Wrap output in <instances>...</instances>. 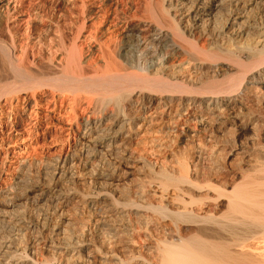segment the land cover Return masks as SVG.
I'll use <instances>...</instances> for the list:
<instances>
[{
  "label": "bare ground",
  "instance_id": "6f19581e",
  "mask_svg": "<svg viewBox=\"0 0 264 264\" xmlns=\"http://www.w3.org/2000/svg\"><path fill=\"white\" fill-rule=\"evenodd\" d=\"M13 2L0 0V31L4 21H10L17 12ZM155 4L158 21L168 25L169 33L155 39L153 36L160 31L157 27L147 25L140 29L138 24L130 25L121 33L120 40L107 47L109 57L100 52L99 60L91 46L78 44L79 35L71 40L62 35L51 38L47 56L33 51L28 57V43L20 45L17 35L10 30V41L0 40V114L4 107H9V121L16 126L14 109L23 112L33 104L32 112L38 113L41 103L37 94L49 91L47 97H51L49 104L53 110H57L62 98L60 108L68 104L66 113L72 112L83 129L77 140L79 149L64 158L58 157L50 176L40 181L41 177L38 179L36 175L35 179L31 165L20 162L15 181L2 190L0 264H37L35 255L40 250L37 243L58 261L70 250L80 253L87 246L88 234L64 214L63 208L71 203L68 200L71 193L64 183L73 182L77 169L88 171L85 173L88 180L99 183L103 191L107 185L122 181L124 176L119 171L125 162L122 163L119 154H124L130 140L151 119L163 121L167 114L171 117L173 102H177L179 109L172 116L173 119L178 116L176 123L197 119L192 109L206 106L207 113L222 123L233 119L232 124L238 125L240 134L249 129L264 140V114L255 101L258 96L251 101L255 102L253 106L245 103L246 95L257 90L264 92V0H156ZM129 39L136 40L137 49L144 55L141 70L146 72L99 74L96 68L99 62L108 65L124 57L130 47ZM175 39L186 43L190 50L183 49ZM204 39L210 48L202 44ZM158 42L164 50H160L159 61L148 66L147 52ZM89 70L94 75H87ZM226 72L229 75L223 79L217 76ZM191 87L211 90L195 94ZM29 93L27 106L14 105L19 104L20 95ZM96 102L98 107L94 106ZM247 105L253 107L248 116L244 111ZM80 108L83 114H78ZM86 113L96 116H84ZM200 120L202 124L203 119ZM3 133L4 126L0 123V136ZM237 145L230 157L247 153L241 142ZM112 156L121 159V163ZM126 157L130 162L147 165L146 160L132 154ZM261 160V165H254L252 174L244 177L249 180L243 178L245 182L231 191L230 186L217 189L211 186L216 194L212 200H226L227 212L221 217L208 207L202 209L201 215L175 214L177 222L193 223L197 230L186 237L177 234L163 240L161 264H264V158ZM182 179L190 182L187 176ZM169 182L174 183L171 179ZM137 195L141 203L147 197L143 189ZM104 200L109 219L96 222L99 246L108 247L122 238L134 246L147 243L150 235L144 236L143 229L125 222L127 212L115 203L114 196L106 192ZM91 202L89 206L94 204ZM166 209L158 208L161 213L169 211ZM145 225L150 232L149 224ZM66 264L85 263L72 258Z\"/></svg>",
  "mask_w": 264,
  "mask_h": 264
},
{
  "label": "rangeland",
  "instance_id": "374dc122",
  "mask_svg": "<svg viewBox=\"0 0 264 264\" xmlns=\"http://www.w3.org/2000/svg\"><path fill=\"white\" fill-rule=\"evenodd\" d=\"M13 1L16 3L11 5L16 7L17 12L10 21H4L0 40L9 42L8 30H10L17 35L20 45L28 43V57L32 56L33 51L47 56V46H50L51 38L55 39L57 35H62L66 40L79 35L81 40L78 44L85 43L91 46L97 52L96 56L99 60L100 52L109 57L107 47L113 46L118 39L120 40L121 33L130 25L138 24L140 29L147 25L157 27L160 31L157 36H153L155 39L169 33L168 25L158 21L156 0ZM79 31L80 33H77ZM135 41L128 40L130 47L123 54L124 57L118 62L116 59L117 63L111 61L106 65L105 62H99L96 67L97 72L99 74L112 71L145 73V70H141L144 55L137 49ZM175 41L183 49L190 50L183 41L179 39ZM158 44H154L147 52L148 66L157 63L161 57L160 50L163 51L164 48L161 47L162 43L158 42ZM202 44L210 48L205 39L202 40ZM139 60H141L140 63ZM92 73L93 71L89 70L87 75H94ZM225 75L229 73L217 76L223 79ZM190 89L195 94L198 91L211 90L210 87H191ZM46 93L45 95L41 92L37 94V99L41 103L37 108L38 113L32 112L33 104H30L23 112H16L14 109L13 118H16V126L12 125L14 121L13 123L9 121V107H4V112L0 114L2 117L0 123L4 126V133L0 136V197L2 190L10 186L18 176L17 167L20 162L31 165L32 176L35 175V179L39 176L37 178L41 177L39 180L43 181L45 176L51 175L49 172L55 171L53 165L58 157L64 158L71 155L80 147L77 142L83 132L80 122L74 118L72 112L66 113L68 104H65L63 109L60 108L62 98H59L58 108L54 111L53 105L49 104L51 97H47L50 93L49 91ZM262 94H264L263 91L257 90L246 95L245 103L253 106L255 102L251 101L255 99V95L258 96L259 103L258 99L255 101L264 114V95ZM95 96L96 99L99 98ZM30 98V93L20 95L19 104L14 105L24 108ZM248 105L244 110L247 116L253 112V107ZM94 106L98 107L97 102ZM170 109L171 117L167 114L163 121L156 118L151 119L153 121L149 120L148 125L130 140L126 146L127 149L123 152L125 155L119 154L122 160L117 156L111 157L117 159V163L125 162L121 165L122 171H119L124 176L122 181L114 182L111 186L107 185L106 190L103 191L100 190L99 183L98 185L91 183L90 179L89 182L85 175L88 171L83 172L77 169L76 174L74 172L76 176L73 182L64 183L71 193L68 197L71 203L63 208L64 214L77 228L83 226L82 228L88 234L87 246L80 253L77 250H70L58 261L37 243V248L40 249L37 256L35 255L37 264H66L72 258L85 264H161L163 240H170L177 234L186 237L197 230L193 223L177 222L174 219L177 212L201 215L202 209L207 207L219 217L227 212L225 199L221 198L218 201L211 199L216 195L211 186L217 189L226 185L230 186L228 191H231L234 186L249 180L244 177L252 174L254 165L258 167L261 165L260 161H263L261 159L264 158V140L255 137L254 132L249 129L240 134L238 125L232 124L233 119L222 123L220 119L207 113L206 106L194 107L192 112L197 119L190 118L187 123L185 121L176 123L178 116L176 119L172 117L179 111L177 102H173ZM83 112V109H78V114ZM181 113L184 115L186 111L183 110ZM88 115L86 113L84 116ZM89 116L94 118L96 115ZM200 118L203 119L202 124ZM239 142L247 147V153L230 157ZM130 154L137 159L146 160L147 165L128 161L126 156ZM257 159L259 160L256 161ZM186 176L191 183L183 182L182 178ZM170 179L174 183H170ZM30 182L29 184H32ZM142 189L146 191L147 197L144 199L145 202L141 203V200L137 198V192ZM106 192L114 196L115 203L124 209L125 213L127 212L125 222L132 223L135 228L143 229L141 231L144 236L150 235L147 243L134 246L128 242V239L122 238L118 241L119 243H112L108 247L99 246L96 238L99 228L96 222L103 221L105 218L109 219L106 207L108 204L104 200ZM91 201L94 204L90 205V208L88 203ZM161 206L169 211L161 213L158 210ZM145 223L149 224L150 232L146 231Z\"/></svg>",
  "mask_w": 264,
  "mask_h": 264
}]
</instances>
